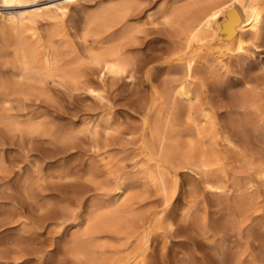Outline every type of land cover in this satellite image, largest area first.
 <instances>
[{
    "label": "rangeland",
    "instance_id": "rangeland-1",
    "mask_svg": "<svg viewBox=\"0 0 264 264\" xmlns=\"http://www.w3.org/2000/svg\"><path fill=\"white\" fill-rule=\"evenodd\" d=\"M62 1L0 2V26L8 24L14 12ZM116 1L79 0L68 8L64 15L68 39H49L61 64L85 55L80 40L84 17ZM138 1L145 27L138 42L146 62L165 46L159 14L181 0ZM48 26H40L43 35ZM4 42L0 37V75L9 71L10 49ZM161 73L154 71L150 77L158 83ZM224 73L219 74L221 79L203 75L202 94L223 124L236 117L238 95L245 89L237 84L248 77L264 79V40L249 47L242 58L231 59ZM147 80L145 70L139 69L132 78H109L103 87L96 73L89 72L90 88L104 99L86 88L49 80L47 95L26 100L19 95L8 105L0 104V264H264V177L259 175L264 168V135L225 130L228 137L223 134L217 141L224 173L214 171L207 177L221 178L224 187L208 188L205 172L186 165L177 170V193L166 201L139 173L140 160L146 156L137 149L139 143H132L148 114ZM255 85L264 103V84ZM94 121H99L100 131L93 147L88 129ZM105 122L116 131L106 141L101 127ZM29 124L40 131L28 132L24 128ZM110 159L119 163L113 175L103 166ZM124 178L135 181L126 195L132 196L134 207L129 228L125 224L99 227L93 233L96 240H90L92 215L100 207L104 211L107 205L124 203L126 196L112 205L114 188ZM126 228L134 232L130 238L123 235ZM83 241L104 245L95 248L84 243L90 256L87 248L85 253L80 251Z\"/></svg>",
    "mask_w": 264,
    "mask_h": 264
},
{
    "label": "bare ground",
    "instance_id": "bare-ground-1",
    "mask_svg": "<svg viewBox=\"0 0 264 264\" xmlns=\"http://www.w3.org/2000/svg\"><path fill=\"white\" fill-rule=\"evenodd\" d=\"M28 1L0 0L3 4L14 2L29 5L26 4ZM78 1L65 0L47 6L27 7L12 13L8 24L0 26V37L10 49V61L6 62L9 71L6 75H0L1 105H8L16 97L18 99L19 95L26 100L30 96L46 94L49 80L68 83L72 88H86L104 99L102 93L90 88L89 72L96 73L100 85L104 87L109 78H132L139 69L145 70L150 87L148 114L135 132L137 137L132 143H139L137 149L146 156V159L140 160L139 173L166 201L172 200L177 193V170L182 166L202 170L206 179L211 172L224 173L223 155L217 150V141L225 130L231 128L236 133L259 138L264 135V103L261 102L258 86L255 85L264 84V79L248 77L237 84L238 87H245L241 92L238 91V115L233 112L236 117L231 116L225 124L219 120L212 104L202 99L205 91L203 75L214 74L221 79L219 74L228 73L231 59L242 58L249 47L264 40V33L261 31L264 23V0H181L179 4L175 3L158 16L159 24L165 29V46L146 62L143 61V47L138 42V34L145 29L140 22L142 10L139 1L118 0L84 17L80 24V40L86 46V50L83 49L85 55L73 57L69 64H65L63 59L65 62L61 64L56 53L58 50L49 39H68L70 34L66 29L68 26L64 15ZM40 23L49 25L44 29V35ZM91 43L94 48L89 45ZM157 70L162 72V80L155 83L150 75ZM97 122L99 121L90 124L92 126L88 129L94 142L93 147L100 131ZM102 125L106 141L108 137L115 135L111 132L116 131L110 123ZM15 127L19 128V125L15 124ZM24 129L30 133L40 131L38 126L30 124ZM225 139L230 142L228 138ZM118 164L117 160L110 159L103 166L113 175L118 170ZM261 169L259 175L264 177V170ZM128 179H122L114 188L117 192L114 193L112 205L119 198L124 200L127 193L129 195L135 187V181ZM212 180H206L208 188L224 187L221 178ZM131 198L132 196H126L123 204H115L113 208L109 207L111 204L107 205L103 207L106 209L104 211H99L102 209L100 207L92 215L89 219V227L92 229L88 232L92 237L90 240H96L97 236H93V233L99 227L121 224L128 227V220L134 214ZM243 210L242 208V214ZM238 212L233 213L240 217ZM128 228L123 235L130 238L134 232H130ZM89 242L83 241L82 244L89 246ZM84 245L79 250L87 248V254L90 255L91 250ZM90 245L100 248L104 244L91 241ZM96 257L94 259L98 258Z\"/></svg>",
    "mask_w": 264,
    "mask_h": 264
}]
</instances>
